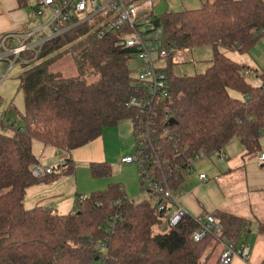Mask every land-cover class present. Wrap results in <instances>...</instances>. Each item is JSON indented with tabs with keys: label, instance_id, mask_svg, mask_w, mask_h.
<instances>
[{
	"label": "trees",
	"instance_id": "1",
	"mask_svg": "<svg viewBox=\"0 0 264 264\" xmlns=\"http://www.w3.org/2000/svg\"><path fill=\"white\" fill-rule=\"evenodd\" d=\"M151 17L161 49H213L210 66L194 75L175 74L172 54L165 61L167 95L155 99L150 117V139L161 169H151L174 192L201 154H222L233 138L244 146V156L261 152L264 72L259 84H251L244 73L252 69L222 49L247 52L264 34V0H210L200 8L152 11ZM95 32L93 24L83 23L45 42L34 59L24 55L29 58L19 75L24 114L17 123L0 120L3 129L11 130L0 131V264H218L219 256L210 262L211 255L222 250V243L240 247L250 219L220 209L203 213L197 217L210 214L221 229L218 236L212 229L195 241L192 234L201 227L197 217L186 214L169 226L151 196L128 198L119 184L79 195L69 214L24 205L27 188L74 171L66 158L58 174L34 176V142L70 153L124 118L131 120L137 142L136 129L146 119L145 112L129 104L140 87L129 68L137 49L119 45V32L101 38ZM65 55L72 58L74 76L54 70ZM90 170L96 176L110 174L105 163H91ZM256 231L264 235V222L256 221Z\"/></svg>",
	"mask_w": 264,
	"mask_h": 264
},
{
	"label": "rangeland",
	"instance_id": "2",
	"mask_svg": "<svg viewBox=\"0 0 264 264\" xmlns=\"http://www.w3.org/2000/svg\"><path fill=\"white\" fill-rule=\"evenodd\" d=\"M153 14L159 15L164 11H179L183 9L200 8L206 0H153ZM43 20V19H42ZM33 27V26H32ZM149 37V34H148ZM150 42V40H147ZM156 47H160V42H156ZM224 53L235 61L242 62L249 68H252V74L248 75L246 80L253 85L261 82L260 74L264 72V34L254 43L249 51L241 53L238 50L222 49ZM155 54L153 53L152 56ZM181 61L174 62L172 70L179 75H194L203 72L210 66L213 49L211 45L200 46L182 51L180 53ZM173 63V62H172ZM20 61L12 64L4 60H0V120L5 122L17 123L21 121V116L24 114L23 94L19 87V75L24 67ZM164 65V62L156 63V65ZM144 61L136 57L130 60L129 68L131 75L138 78L140 71L144 69ZM54 70H60L65 76L76 75V69L72 58L65 55L55 65ZM234 97H239L240 94L235 91H230ZM0 131L10 133L11 130L0 126ZM89 149H79V162H75L74 171L70 174L58 176L49 182H39L26 189L24 195V205L26 207L34 206L37 200H40L41 205L53 206L59 213L69 214L76 209L77 194L87 196L92 191L105 189L109 184H119L126 190L129 198L141 200L147 198L146 194L141 192L139 182V166L135 163L121 165L120 159L126 155L134 156L135 141L134 128L132 122L128 118L119 120L115 125L105 126L101 135L92 142ZM39 142H34L33 150L37 158L41 159L42 166H47L51 162L50 157H46L47 152H42L37 149L44 147ZM242 148V153H245V148L238 138L231 139L223 150L224 162L232 158L227 152L230 149L236 154L237 148ZM43 149V148H42ZM229 150V151H230ZM216 163H220L219 154L212 152L207 156ZM91 158L92 160L85 161ZM256 156H244L239 153L238 159L248 161ZM84 160L85 162H83ZM60 162H52L48 166L57 165ZM91 163H105L110 167L108 176H96L90 170ZM192 174L185 175L187 178ZM215 178L223 193L228 198V202L237 201L241 208H233L228 206L227 212H237L239 216L245 217L244 209L252 212L247 216L251 221L250 232L241 238L242 245L249 249L247 264H261L264 260V235L256 231V221L264 222V213L261 208L264 204V198L261 194L252 193L246 185V175L244 168L235 169L231 172H224ZM236 206V205H234ZM250 207V208H249ZM251 209V211H250ZM236 214V215H237ZM251 214V213H250ZM246 218V217H245ZM156 231H162V227L155 228ZM213 243L209 246L211 250ZM220 247L216 248L211 255L210 262H214L216 256H219Z\"/></svg>",
	"mask_w": 264,
	"mask_h": 264
},
{
	"label": "built area",
	"instance_id": "3",
	"mask_svg": "<svg viewBox=\"0 0 264 264\" xmlns=\"http://www.w3.org/2000/svg\"><path fill=\"white\" fill-rule=\"evenodd\" d=\"M152 8V0H37L30 17L39 19V23L19 32L0 35V60L9 62L10 66L18 61L28 62L29 58L24 56L26 53L32 54L34 59L45 42L87 22L96 28L95 37L101 38L110 32H119V45L135 47L137 49L135 55L143 59L145 67L138 76L140 81V87L136 89L138 93L129 100V104L145 112L146 119L140 122L136 129V154L122 157L120 163H135L139 166L141 192L151 196L156 210L166 213L167 224L175 226L187 213L177 204L166 178L163 175L157 178L151 169L155 167L161 169V162L156 155L157 146L150 139V117L154 115L155 99L167 95L166 58L172 54L171 62L181 61L180 53L188 49L156 47L159 32L153 29ZM157 62H164V65H156ZM250 73L247 70L244 74L248 76ZM164 111L170 112L168 107H164ZM205 156L201 154L199 159ZM148 158L152 159L151 165ZM257 158L264 161V153H259ZM61 169V162L53 166H42L38 163L32 167V174L41 177L45 174H58ZM198 177L201 180L206 179L204 173H200ZM116 217H112L110 225ZM197 220L201 222V227L192 234L195 241L200 240L212 229L214 235L218 236L221 226L212 215L197 217ZM102 249L103 246H98L99 251ZM248 255L249 249L245 245L236 248L230 242L222 243L218 264H231L234 257L246 262Z\"/></svg>",
	"mask_w": 264,
	"mask_h": 264
},
{
	"label": "crops",
	"instance_id": "4",
	"mask_svg": "<svg viewBox=\"0 0 264 264\" xmlns=\"http://www.w3.org/2000/svg\"><path fill=\"white\" fill-rule=\"evenodd\" d=\"M20 1L22 3H20ZM0 0V35L9 32H19L29 27H34L39 23V19L31 18L30 12L35 6L37 0ZM153 1V0H152ZM200 2L202 0H199ZM210 1V0H206ZM154 8V1H153ZM152 8V11H153ZM182 61H178L180 63ZM238 62V61H237ZM240 63V62H239ZM242 63V62H241ZM249 67V66H248ZM252 69V68H250ZM94 141V140H93ZM72 150L70 153L63 152L52 147H38L43 150L42 152H47L46 157H50L51 162L47 163L50 165L52 162H61L66 158H70L73 162H79L78 150L89 149L92 146V142ZM41 146V145H37ZM43 148V149H42ZM236 154L228 149L229 155L232 156L231 159L224 162L223 153L219 154L220 163H216L209 159L207 156L198 159L194 162L192 167V174L187 178H183L181 184L173 192L174 197L178 205H180L187 214L197 217L203 213H210L215 209H220L224 211L228 210V206L233 208H241L237 201L228 202V198L221 190L218 182L215 181V178L220 179L221 174L224 172H231L235 169L244 168L246 175V185L250 192L261 194L264 198V161H259L256 155V158H253L248 161H241L238 159V155L242 153V148L238 147ZM230 150V151H229ZM261 152L264 153V138L261 141ZM260 152V153H261ZM34 153V150H33ZM128 156V155H126ZM38 159V163L41 164V159ZM92 160L91 158L86 159L85 161ZM85 162L84 160H82ZM120 163V161H119ZM124 165L123 163H120ZM204 173L206 175L205 180L199 179L198 175ZM126 196L128 197L126 190L123 188ZM82 195V194H77ZM129 198V197H128ZM41 205L40 200H37L34 205ZM236 205V206H234ZM42 206H50L42 205ZM32 207V206H31ZM57 211L56 208L50 206ZM262 211L264 213V204H262ZM250 208V207H249ZM248 209H244L245 217L251 215L254 217L252 212H248ZM251 211V209H250ZM58 212V211H57ZM59 213V212H58ZM251 213V214H250ZM62 214V213H60ZM237 214V212H233ZM240 215V214H237ZM231 264H247V261L244 262L238 257H234Z\"/></svg>",
	"mask_w": 264,
	"mask_h": 264
},
{
	"label": "water",
	"instance_id": "5",
	"mask_svg": "<svg viewBox=\"0 0 264 264\" xmlns=\"http://www.w3.org/2000/svg\"><path fill=\"white\" fill-rule=\"evenodd\" d=\"M169 122H170V123H173L174 120H173L172 118H170V119H169ZM96 259H97V258H96Z\"/></svg>",
	"mask_w": 264,
	"mask_h": 264
}]
</instances>
